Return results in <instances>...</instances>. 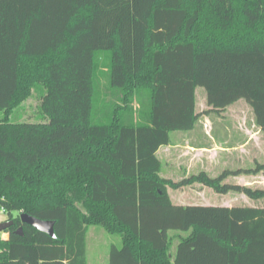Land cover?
<instances>
[{
  "label": "trees",
  "instance_id": "trees-1",
  "mask_svg": "<svg viewBox=\"0 0 264 264\" xmlns=\"http://www.w3.org/2000/svg\"><path fill=\"white\" fill-rule=\"evenodd\" d=\"M35 85L45 121H10ZM197 86L211 110L243 99L264 131V0H0V209L12 221L0 264H87L91 225L121 239L107 264H264V205L168 193L197 182L264 199V187L224 182L263 162L160 175L169 133L207 112ZM22 212L53 220L55 237Z\"/></svg>",
  "mask_w": 264,
  "mask_h": 264
},
{
  "label": "crops",
  "instance_id": "crops-1",
  "mask_svg": "<svg viewBox=\"0 0 264 264\" xmlns=\"http://www.w3.org/2000/svg\"><path fill=\"white\" fill-rule=\"evenodd\" d=\"M229 122L235 124L237 122L239 125L229 127L227 125ZM233 133L236 134L234 140L230 138ZM260 134L264 135V131L256 124L248 127L240 117L237 120L232 118L231 121V118L224 115L213 117L200 115L191 130L171 131L169 143L158 148L156 155L161 163L160 175L177 181L200 171H204L210 176H216V172L223 165L226 167L222 170L253 168L256 162L262 163V161H258L260 150L264 146V139L260 141ZM248 150H251L249 155L252 166L246 165L250 163L246 158L243 162L240 159L242 155L246 156L244 152ZM233 157L236 159L235 161ZM233 182L240 185L264 187V172L262 176L252 175L249 178L238 176ZM187 188L190 189L189 192ZM206 189L209 188L197 183L177 189L168 188V193L171 201L175 204L218 205L212 204L215 197L212 193L209 194ZM172 191H175L176 194H172ZM224 202L219 205L234 206L231 203L227 204V200ZM174 249L173 246L171 253Z\"/></svg>",
  "mask_w": 264,
  "mask_h": 264
},
{
  "label": "rangeland",
  "instance_id": "rangeland-1",
  "mask_svg": "<svg viewBox=\"0 0 264 264\" xmlns=\"http://www.w3.org/2000/svg\"><path fill=\"white\" fill-rule=\"evenodd\" d=\"M104 55L103 53L99 54V57L104 60ZM102 62L99 64V69H101L102 72H106V68L100 66ZM98 77L100 80V89L102 92V95H106L105 93V86H106V77L104 73L99 75ZM43 88L40 85H35L31 89L30 95L24 99L21 104L14 108L12 112L10 113L9 120L10 121H28V122H44L45 120L40 117L38 113V105L40 103V96L43 92ZM195 98H196V103H195V109L198 112H201L203 110H206V114L204 115H209V116H217V115H224L227 116L228 118H232L234 120H237V118H242L245 121L246 126H254V116L252 113V110L250 106L243 100L239 99L235 103L229 105L228 107L222 109V110H211L209 106L206 103V96H205V90L204 88L197 86L195 88ZM110 99L109 97L106 96V100ZM100 101V99H99ZM136 107V103L134 104ZM3 112H0V118L3 116ZM203 115V114H202ZM227 125L230 127H233L232 125H239L237 122L232 123L229 122ZM256 127V126H255ZM182 132V131H181ZM236 134L230 135V138L233 140L235 139ZM238 137V135H237ZM264 135L260 134V141H263ZM250 147V144L248 145V148ZM246 153L240 157V159L245 161V158L247 159V162H250V153L251 150L245 151ZM243 154V153H242ZM226 159V158H225ZM233 160L235 161L236 159L233 157ZM264 163V146H262V149L260 150V155H259V160ZM222 163V162H220ZM248 166H252V162L246 164ZM226 166L223 165V167L216 172L215 175L218 173L222 172ZM216 171V170H215ZM252 175H259L262 176L263 172H259L257 174H239V175H229L224 179V182H230L232 183L234 179H236L238 176H242L244 178H249ZM262 180V179H259ZM197 184V182L193 183ZM201 184V183H199ZM192 185V184H191ZM209 189H206L209 194L214 195V199L212 200V204H221L225 203L224 201L227 200V204L231 203V205H251V206H256V205H263L264 204V199H259V200H253L248 197H246L243 193L240 192H233L229 191L227 192V195L225 193H217L215 192L212 188L207 187ZM201 190V189H200ZM187 191L189 192L190 189L187 188ZM206 192V191H205ZM172 194H176L175 191L171 192ZM211 196V195H210ZM173 197V195H172ZM0 215H4L3 213H0ZM7 234L2 231L0 232V238H6ZM111 244H114L116 246H120L121 244V239L119 235L116 234H109L105 232L100 226L97 225H91L88 228L87 232V237H86V258H87V263L88 264H107L108 263V249Z\"/></svg>",
  "mask_w": 264,
  "mask_h": 264
},
{
  "label": "water",
  "instance_id": "water-1",
  "mask_svg": "<svg viewBox=\"0 0 264 264\" xmlns=\"http://www.w3.org/2000/svg\"><path fill=\"white\" fill-rule=\"evenodd\" d=\"M20 220L22 223L29 224L34 228H36L37 230L46 233L52 238L55 237V233L53 229V225H54L53 220H41L25 212L20 213ZM10 225H12L11 220H7L6 222H0V232L7 229ZM15 232L22 235V228L18 227L15 230Z\"/></svg>",
  "mask_w": 264,
  "mask_h": 264
},
{
  "label": "clouds",
  "instance_id": "clouds-1",
  "mask_svg": "<svg viewBox=\"0 0 264 264\" xmlns=\"http://www.w3.org/2000/svg\"><path fill=\"white\" fill-rule=\"evenodd\" d=\"M3 212V209H0V213ZM8 217L6 215H0V222H6Z\"/></svg>",
  "mask_w": 264,
  "mask_h": 264
},
{
  "label": "built area",
  "instance_id": "built-area-1",
  "mask_svg": "<svg viewBox=\"0 0 264 264\" xmlns=\"http://www.w3.org/2000/svg\"><path fill=\"white\" fill-rule=\"evenodd\" d=\"M7 237V236H6Z\"/></svg>",
  "mask_w": 264,
  "mask_h": 264
}]
</instances>
